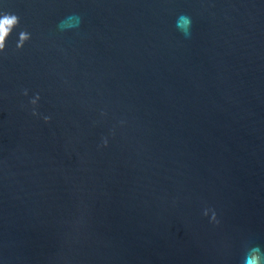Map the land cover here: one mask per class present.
Instances as JSON below:
<instances>
[{
  "label": "water",
  "instance_id": "obj_1",
  "mask_svg": "<svg viewBox=\"0 0 264 264\" xmlns=\"http://www.w3.org/2000/svg\"><path fill=\"white\" fill-rule=\"evenodd\" d=\"M0 264H264V0H0Z\"/></svg>",
  "mask_w": 264,
  "mask_h": 264
}]
</instances>
